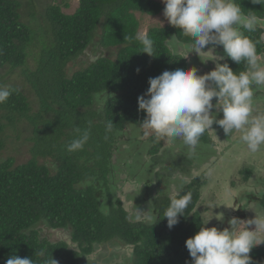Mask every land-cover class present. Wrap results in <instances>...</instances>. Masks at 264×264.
<instances>
[{"label":"trees","instance_id":"1","mask_svg":"<svg viewBox=\"0 0 264 264\" xmlns=\"http://www.w3.org/2000/svg\"><path fill=\"white\" fill-rule=\"evenodd\" d=\"M28 2L33 7L29 8ZM37 3L0 0V84L14 90L8 101L0 104V264H6L12 255L41 264L42 258L35 256L40 251L44 258L52 256L58 264H79V257L90 254L96 246L120 244L132 247L133 264H191L186 240L208 220L199 207L202 190L211 180L206 171L191 178L173 197L192 192V202L171 229L163 217L170 204L168 195L154 199L153 223L133 221L125 202L114 195V176L110 177L113 155L123 148L121 132L131 125L142 129L143 139L137 149L152 156L153 164H144L149 173L145 177L158 179L154 175L162 170L167 149L163 139H157L155 133L148 136L140 126L146 113L139 110L138 98L149 88L150 77L180 67L189 69L188 60L171 49L168 38L176 36L177 41L193 49L191 38L170 23L152 27L147 33L155 42V56L142 52V45L135 40L140 26L136 12L159 15L165 5L158 0H79L72 14L66 13L60 3H49L44 15L39 14ZM237 3L246 14L264 19V5L251 0ZM35 24L40 25L43 34L37 35L41 36H35ZM263 33L262 27L246 33L253 41H260L258 55L264 53ZM125 36L132 39L125 40ZM96 46L114 49V57L101 54L70 75V63L91 49L96 52ZM29 56L34 67L29 64ZM223 63L234 72L244 70L243 62L237 64L229 57ZM12 74L20 83L9 82ZM102 90L110 97L103 104L94 97ZM31 93L39 107L32 115L28 114ZM23 119L28 120L24 138L32 142L31 157L18 164L14 156L4 155L3 133L9 125L18 128L17 123ZM108 121L114 123L111 133H106ZM89 122L91 135L84 149L67 151L77 135L75 129L88 128ZM40 138L47 140L42 141L43 152L37 150ZM147 141L154 145L150 147ZM184 149L188 151L185 145ZM247 172L244 180L251 178L252 170ZM249 196L252 202L256 200V210L264 212V189ZM149 202V195L141 201L150 208ZM41 223L52 230L68 231L77 248L43 236L37 228ZM249 255L251 264H264V245L254 246Z\"/></svg>","mask_w":264,"mask_h":264},{"label":"clouds","instance_id":"2","mask_svg":"<svg viewBox=\"0 0 264 264\" xmlns=\"http://www.w3.org/2000/svg\"><path fill=\"white\" fill-rule=\"evenodd\" d=\"M165 5L163 15L167 21L191 38L195 52L206 46L222 45L227 57L237 64L244 63V70L234 72L227 63H220L224 56H216V67L209 73L198 75L196 68H177L164 71L157 77L149 78V88L138 98L139 110L146 113L140 126L151 130L157 139H182L188 149V157L195 155L200 138L212 129L215 123L225 135L242 132L240 141L250 153H257L264 147V113H255L254 94L264 88V62H261L257 45L246 33L264 27V19L245 13L237 0H162ZM253 4L264 5V0H251ZM132 39L125 36V40ZM173 48H188V44H178L177 37L168 38ZM135 40L142 45V52L155 56L154 40L146 31H138ZM204 52V51H203ZM139 71V69L137 70ZM14 90L9 85L0 84V104L8 101ZM97 102L109 101L107 91L94 94ZM216 98V103L213 99ZM213 109L216 110L213 113ZM223 118L217 119L219 113ZM114 123L108 121L106 133L113 131ZM76 137L67 145V151L84 149L91 135L89 127L75 129ZM108 139V136H105ZM252 166V165H251ZM211 175V170H209ZM192 202L189 191L179 198H171L163 213L171 229L179 223ZM230 207L227 204H222ZM253 209L251 206H245ZM232 208V207H230ZM101 210L105 206L101 205ZM255 211V218L241 221L233 217L228 221L230 228L222 230L207 227L211 219L204 222L200 230L186 240V248L192 258L191 264H251L249 255L252 248L264 243V212ZM223 214L216 219L223 220ZM135 219L142 221L139 212ZM255 225L251 230L250 226ZM44 252L35 253L41 264H58L51 256L44 258ZM6 264H37L35 259L12 255Z\"/></svg>","mask_w":264,"mask_h":264},{"label":"rangeland","instance_id":"3","mask_svg":"<svg viewBox=\"0 0 264 264\" xmlns=\"http://www.w3.org/2000/svg\"><path fill=\"white\" fill-rule=\"evenodd\" d=\"M37 6L39 14L44 15L45 9L49 3H60L63 5V10L66 13L72 14L75 12L79 5V0H37ZM162 2V0H158ZM69 3V7H66L65 4ZM27 6L33 7L29 2L26 4ZM26 10V7H25ZM162 11L157 16L147 15L140 12H136V17L140 21V26L138 31H146L148 32L149 28L152 27H164L169 24L167 19L164 17ZM42 21H44L41 18ZM40 25L35 24L33 27V31L35 36H41L38 34H43L42 30H39ZM178 44H184L177 41ZM97 45V44H96ZM170 47L173 51H177L182 53L183 56L188 60L190 68H196L199 63H197V55L201 52H194L195 56L190 55L194 49L189 46L190 49L179 47L173 48ZM95 49L89 50L84 55L80 56L78 59L70 63L68 70L70 71V75L80 69L87 67L91 62H93L97 57L101 54H105L107 56L114 57L115 50L114 49H105L96 46ZM219 50L225 54L223 46H219ZM35 51L38 49L35 47ZM33 54V50L31 51ZM188 53V54H185ZM40 52L38 51V55ZM30 66L34 67L35 62L32 57L28 58ZM197 64V65H196ZM21 72V71H19ZM4 74V72H2ZM19 74V73H18ZM9 77V82L20 83L21 80H17V75L12 74ZM260 95L254 94V108L260 102ZM31 97L33 102L28 110V114H34L38 111V104L35 102L33 98V94L31 93ZM264 102V101H263ZM213 103H216V99H213ZM255 113H264V108L257 110ZM223 114L219 113V118H222ZM2 121L5 123L7 120ZM57 121V120H56ZM28 120H24L18 122V128H13L11 125L5 128L3 133L4 138L6 139V152L5 156L12 155L16 158L17 163H21L31 157V151L29 150V146L32 145V142L27 143L24 136H26V127L28 126ZM140 128L134 127L131 125H126L124 131L121 132V148L119 152L114 153L111 169L112 176H114V182L111 183L114 185V195L118 198H121L125 204L126 208L129 210L130 218L133 221H137L135 216L141 212L143 215V219L145 222L153 223L156 219L152 215L151 206L153 207V201L160 195L166 194L168 195V199L173 198L178 192L186 185V183L190 182V179L196 175H201L206 171L207 176L211 178L206 186H204V197L200 203V210L203 212V216L207 217V219H212L208 223L210 227L216 226L219 229H223L225 227H229L228 223L233 217L240 219L241 221H248L250 219L255 218L256 200L253 202L250 200V194H255L264 189V169L259 173L257 167L252 165L251 163H246L241 165V173L237 172L231 175L230 179V170L226 171V173H218L220 177H217V185H215L214 174L211 171V175H209V167L206 164L205 170H198L197 172L192 173V169L194 165H191V162L188 158H181L180 155L183 152L184 144L182 139L179 141H167L164 140V144L166 146V153L164 155L163 161L164 164L160 166L162 170L159 174L152 173V177H157L158 179H147L149 176L145 177L147 174V170H144L146 167V163L152 162V156L146 152H141V149H137L136 145H141V141L143 139V134L141 133ZM55 131V130H54ZM145 131V130H144ZM147 135H152L154 132L151 130H146ZM30 134V133H28ZM238 133H233L232 135ZM241 134V133H240ZM240 134L238 136H240ZM43 136V135H42ZM205 137L207 134L205 133ZM130 139L131 141H129ZM48 140V136H47ZM47 140L40 138L37 144V150L43 152L45 147L42 145V141L46 142ZM148 142V141H147ZM149 146H153L152 142H148ZM126 144V145H125ZM125 145V147H124ZM136 147V148H135ZM197 155L194 159L195 163L202 159V156L208 155L212 152L211 148L207 144H203L202 147L196 149ZM4 156V157H5ZM157 157L154 158L156 160ZM158 159H161V157ZM204 162V159H202ZM190 162V163H189ZM194 163V164H195ZM52 164V162H50ZM252 166H251V165ZM264 165V164H263ZM143 167V168H142ZM99 169V167H98ZM246 171H245V170ZM251 169L252 174L250 180H244V176H248L247 170ZM226 168H222L221 171H225ZM145 174V175H144ZM213 175V176H212ZM109 177V176H108ZM208 178V179H209ZM161 181V183L159 182ZM110 183V187L112 189V185ZM246 188H241V187ZM160 189V190H159ZM113 190V189H112ZM147 190V191H146ZM160 191V193H159ZM149 195L150 208L147 204L141 203L142 199ZM167 199V200H168ZM166 200V199H165ZM152 203V204H151ZM227 204L228 206L222 205ZM245 206H251L253 209L247 208ZM257 211V210H256ZM223 214V220L216 219L217 215ZM41 230V234L51 241H61L69 243V245L74 249L77 248V245L72 242L70 233L65 230H52L49 229L45 224L41 223L37 226ZM251 230L255 229V225L250 226ZM264 245L261 243L256 246ZM133 250L132 247H128V245H117V246H96L93 252L87 255H81L79 257V264H133Z\"/></svg>","mask_w":264,"mask_h":264},{"label":"crops","instance_id":"4","mask_svg":"<svg viewBox=\"0 0 264 264\" xmlns=\"http://www.w3.org/2000/svg\"><path fill=\"white\" fill-rule=\"evenodd\" d=\"M264 28V27H262ZM263 40H264V33H263ZM219 46H213V45H208L206 46L200 54L197 55V63H199L196 67L198 70V75H204L206 73L211 72L212 70L215 69L216 67V61L213 60L216 58V56H224L225 59L220 61V63H223L226 61L228 58L226 54L221 55L222 53L219 50ZM204 51V52H203ZM195 50L191 53L190 55L195 56L194 54ZM185 53V54H188ZM259 58L261 62H264V53L259 55ZM189 69L190 66H189ZM259 94L260 96V102L255 106V112L259 109L264 108V88H260L255 92V95ZM257 97H254V99ZM216 99V98H215ZM216 110L213 109V113H215ZM221 114H223L221 112ZM217 119L219 118V114L216 117ZM223 118V117H222ZM205 133L207 134V137H205ZM204 135L200 138V143L197 148L202 147L203 144H207L212 152L208 155L202 156V159H204V162L202 159L198 160L196 163L194 161L197 152H195V155L191 158L192 162L191 165L193 164L194 167L192 169V173L197 172L198 170H205L206 164L209 167V170H211L214 174V181L215 185H217V177H220L218 173H226V171L230 170V179L231 175L234 173L239 172L241 165L246 164V163H251L252 165H255L257 167L258 172L260 173L261 170L264 169V147L261 148V150L257 153H250L247 150V147L245 144H243L240 141V137L242 135V132L236 131L234 133L240 134L238 136L237 134L234 135H225L223 132V129L220 128L217 124L212 125V129H209L206 131ZM176 139L175 141H177ZM173 141V140H169ZM188 151H186L183 147V152L181 153L180 157L181 158H189L187 155ZM195 163V164H194ZM250 164V165H251ZM222 168H226L225 171L220 170ZM253 175V174H252ZM234 176V175H233ZM241 188H246V187H241Z\"/></svg>","mask_w":264,"mask_h":264},{"label":"flooded vegetation","instance_id":"5","mask_svg":"<svg viewBox=\"0 0 264 264\" xmlns=\"http://www.w3.org/2000/svg\"><path fill=\"white\" fill-rule=\"evenodd\" d=\"M239 173H241V168H240V170H239Z\"/></svg>","mask_w":264,"mask_h":264}]
</instances>
